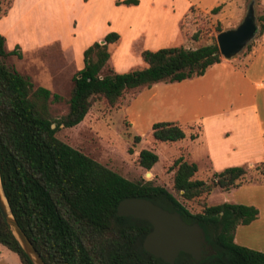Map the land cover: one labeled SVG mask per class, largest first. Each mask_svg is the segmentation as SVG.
Here are the masks:
<instances>
[{
    "label": "trees",
    "instance_id": "16d2710c",
    "mask_svg": "<svg viewBox=\"0 0 264 264\" xmlns=\"http://www.w3.org/2000/svg\"><path fill=\"white\" fill-rule=\"evenodd\" d=\"M115 3L136 5L139 0ZM219 9L217 5L210 12L217 13ZM257 20L259 36L264 31V12ZM216 30H222L219 22ZM197 36L195 32L193 37ZM119 37V33L110 31L83 50V67L72 77L67 110L54 120L50 103L63 97L45 86H34L29 76L7 65L3 58L16 49L7 51L5 36L0 34V181L17 223L46 264H170L148 253L142 245L152 229L149 221L117 215L120 200L144 197L178 211L186 222L199 223L212 245L213 253L198 262L189 253L180 252L173 264H264V251L234 239L239 224H248L257 217L256 206L223 201L203 204L199 211L192 212L164 186L129 180L55 135L60 125L79 123L93 97L113 104L125 91L199 76L221 60L214 41L194 48L171 45L143 49L142 67L125 72L111 68L110 73H103L110 57L108 47ZM251 46L252 42H247L246 51ZM16 54L21 56L20 52ZM53 123L56 124L52 126ZM151 136L157 141L172 142L184 138L185 132L174 121H156L151 126ZM196 136L197 133L190 134L192 139ZM137 160L148 170L158 155L153 149L142 148ZM170 168L174 169L173 188L184 200L209 194L214 188L230 190L248 182H264V178L248 176L252 172L264 174V160L253 167H224L213 172L209 181L196 178L197 164L182 154L173 159ZM0 243L18 255L20 264H33L1 212Z\"/></svg>",
    "mask_w": 264,
    "mask_h": 264
},
{
    "label": "rangeland",
    "instance_id": "374dc122",
    "mask_svg": "<svg viewBox=\"0 0 264 264\" xmlns=\"http://www.w3.org/2000/svg\"><path fill=\"white\" fill-rule=\"evenodd\" d=\"M198 1L202 8H210L211 0ZM239 1L243 0H227L218 19L211 12L196 5L185 7L180 3L171 7L168 3L166 9H174L176 13L181 10V14H178V32L182 39L175 36L174 19L171 20L172 18L165 15L162 23L167 19L168 23L162 25L164 36L160 40L161 46L195 47L216 42L218 22L222 30L235 27L239 23ZM251 1L254 2L258 30L257 16L264 12V0H245L243 16ZM10 2L11 0H0V14ZM158 5L159 7L154 6L149 11L150 8L144 2L139 7H130L116 4L115 0H14L7 12L0 16V34L5 36V49L10 51L15 48L16 52L7 55L3 60L7 65L29 76L34 86H45L63 97L58 102L50 103L51 117L58 120L67 110L66 100L73 87L72 77L83 67V50L94 41H101L106 33L115 31L120 37L108 47L110 57L103 73H110L111 68L115 72H125L145 65L140 56L141 51L145 48H158L156 45L152 46L155 48L147 47L148 41H145L148 34L157 35L153 18L157 14V8L161 7ZM182 13L185 14L182 16ZM257 30L248 42L253 44L258 36ZM195 32L197 38L193 37ZM154 43L157 44V39ZM245 45L226 59L240 58L246 52ZM163 84L164 82H157L149 87L141 86L125 91L113 104L102 97H93L84 118L70 127L60 125L55 135L129 180L151 181L164 186L192 212L199 211L203 204L223 201L256 206L257 217L248 224L237 226L235 240L241 245L264 251V182H248L230 190L214 188L209 194L203 193L191 200H184L173 188L174 169L170 165L177 155L182 154L185 159L194 161L198 166L195 177L209 181L214 170L222 168L217 164L216 156L223 152L220 151L219 142H216L213 144V154L217 161L214 163L215 159L213 161L207 158L208 152L202 147V138L192 140L190 137V134L199 131L198 123L191 122L197 105L195 99L192 101L185 97L182 91L179 101L182 105L166 106L163 101L166 99ZM170 89L176 88L170 86ZM204 100L207 98H201V101ZM162 120H179L185 137L172 142L153 139L151 126ZM136 135L140 137L139 140H135ZM215 140L222 142L218 137ZM249 143L255 148L254 155L243 153L235 162L253 167L264 160V150H260V147L264 149V141L260 142L258 136L255 139L252 136ZM232 144L236 145L233 142ZM142 148L153 149L158 155L157 162L148 170L140 166L137 160L138 152ZM148 171L151 172L150 176L146 175ZM250 175L264 178V174L257 172L248 176ZM5 251L7 254L3 258L6 262L0 259V264H18V260H14V253L8 249ZM7 256L13 261L8 260Z\"/></svg>",
    "mask_w": 264,
    "mask_h": 264
},
{
    "label": "crops",
    "instance_id": "0c3cea01",
    "mask_svg": "<svg viewBox=\"0 0 264 264\" xmlns=\"http://www.w3.org/2000/svg\"><path fill=\"white\" fill-rule=\"evenodd\" d=\"M13 1L14 0H12L11 5ZM196 1L197 2H195V0H139L138 4L128 6L139 7L140 4L144 2L148 5L150 11L152 10L151 8L154 6L159 7L158 4H160L161 7L160 9L157 8V14H155L153 18L155 20L154 24L157 29V35L152 33L153 35L148 34L145 38V41H148L146 44L147 47L156 45L155 47L160 48L164 47L160 44V40L162 36H164L162 25L168 23V19L162 23V18L165 15L172 18L171 20L174 19L176 27L175 36H178L180 40L182 39L178 32V23L180 20H178V14H181V10L176 13L174 9H166L168 3L171 4V7L174 5L178 6L180 3L185 7L190 4V6L196 5L202 10L209 12L214 6L220 5V9L217 13H211V15L217 19L220 17L223 6L227 4V0H211L209 4L210 8L204 9L198 5L199 1ZM244 1L245 0L238 2L239 13L237 22H240L243 18ZM184 14L185 13H182V16ZM156 39L157 44L154 43ZM162 86L165 89L163 94L166 99L163 101L166 106L172 107L174 104L182 105L181 102L179 103L181 99L180 92L182 91L185 97H189L192 101L195 99L197 105L195 106V112L193 111L192 113L194 117L191 116V119H193L191 122L198 123L199 131L197 132V136L192 140L202 138V147L208 152L207 158L213 159V161L215 159L214 163L217 160L213 154V144L216 142L218 144L219 142L220 151L223 152L221 155L216 156L218 161L222 162L219 164L217 161L219 167H222L219 170L223 169V167L237 165L238 162H235L237 161L235 159L237 157L241 158L243 153L254 155L256 152L254 150L255 148L252 147L250 143L248 144L250 139L252 141V136H254V139L255 136H258L260 142L264 141V31L255 38L251 49L246 51L240 58H221L219 62L210 65L202 75L187 78L179 82H164ZM170 86H174L176 89L171 90ZM203 97H206L207 100L201 101ZM167 100L170 102L167 103ZM162 121L180 123L179 120ZM215 137H218L222 142L216 141ZM232 142L236 145L232 144ZM189 144L190 143H188V146ZM244 148H246V150H244ZM260 150L264 149L260 147ZM6 249L8 248L0 243V259H3L4 262H6L3 258V256L7 254L5 251ZM10 251L14 253V260L17 259L18 264H20L18 255L14 251ZM10 259L11 258L8 260ZM11 260L13 261V259Z\"/></svg>",
    "mask_w": 264,
    "mask_h": 264
},
{
    "label": "water",
    "instance_id": "95a60500",
    "mask_svg": "<svg viewBox=\"0 0 264 264\" xmlns=\"http://www.w3.org/2000/svg\"><path fill=\"white\" fill-rule=\"evenodd\" d=\"M254 2L248 4L242 20L232 28L216 34V44L222 57L235 55L255 34ZM54 126V124H52ZM0 212L13 235L29 256L33 264H46L17 223L5 197L0 181ZM117 215L145 219L152 229L145 235L142 245L155 257L173 264L180 252L189 253L198 262L213 253L203 228L197 222H186L178 211H172L144 197H126L116 207Z\"/></svg>",
    "mask_w": 264,
    "mask_h": 264
},
{
    "label": "bare ground",
    "instance_id": "6f19581e",
    "mask_svg": "<svg viewBox=\"0 0 264 264\" xmlns=\"http://www.w3.org/2000/svg\"><path fill=\"white\" fill-rule=\"evenodd\" d=\"M146 175H147V176H150V175H151V172H150V171H148Z\"/></svg>",
    "mask_w": 264,
    "mask_h": 264
}]
</instances>
